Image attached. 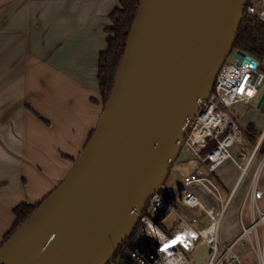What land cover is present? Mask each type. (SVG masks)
Masks as SVG:
<instances>
[{"label": "water", "instance_id": "water-1", "mask_svg": "<svg viewBox=\"0 0 264 264\" xmlns=\"http://www.w3.org/2000/svg\"><path fill=\"white\" fill-rule=\"evenodd\" d=\"M246 2L140 0L93 133L0 247V264H107L116 255L212 90ZM263 102L264 90L257 106Z\"/></svg>", "mask_w": 264, "mask_h": 264}, {"label": "crops", "instance_id": "crops-1", "mask_svg": "<svg viewBox=\"0 0 264 264\" xmlns=\"http://www.w3.org/2000/svg\"><path fill=\"white\" fill-rule=\"evenodd\" d=\"M120 4L121 0H0V242L13 225L14 208L24 201L42 202L70 171L93 133L104 106L99 56L108 45L110 13ZM249 104L233 106L239 109L248 154L264 131V114L253 113ZM250 124L255 136L248 130ZM239 146L232 147L235 156ZM263 159L259 148L240 183L239 161L229 159L215 172L229 193L236 188L239 222L241 205ZM229 167L235 170L231 175ZM258 186L264 188V163ZM258 203L264 211V197ZM247 207L250 224L249 203L243 219L246 223ZM238 227L239 223L231 234L222 232V242H231ZM252 235L260 255L246 243L243 261L264 264V223Z\"/></svg>", "mask_w": 264, "mask_h": 264}, {"label": "built area", "instance_id": "built-area-1", "mask_svg": "<svg viewBox=\"0 0 264 264\" xmlns=\"http://www.w3.org/2000/svg\"><path fill=\"white\" fill-rule=\"evenodd\" d=\"M245 11L264 21V0H247ZM262 85L264 71L260 70L256 56L246 52L242 58L236 55L233 62L226 59L212 90L189 122L182 141L189 157L174 161L131 234L107 264H193L188 253L194 251L199 239L212 251L209 264H245L241 250L246 243L260 255L259 243L252 233L264 223V211L258 203L264 197V188L258 186L264 159L253 174L241 205L242 230L229 243L222 242L221 229L236 188L224 200L215 172L225 161L235 159L232 147L239 144L237 156L242 162H238L241 169L238 183L247 174L264 140V131L248 154L249 143L233 106L241 102L249 104L255 97L259 99ZM209 146L212 147L208 149ZM176 176L178 180H174ZM246 203L251 216L248 225L243 219Z\"/></svg>", "mask_w": 264, "mask_h": 264}, {"label": "trees", "instance_id": "trees-1", "mask_svg": "<svg viewBox=\"0 0 264 264\" xmlns=\"http://www.w3.org/2000/svg\"><path fill=\"white\" fill-rule=\"evenodd\" d=\"M139 6L140 0H121L120 6L110 13L111 26L107 29L109 32L108 45L100 53L98 70L99 87L104 104L113 87L116 70L124 53L127 37ZM233 48L242 49L256 56L263 62L264 68V21L245 11ZM248 130L252 136H255L253 124L248 126ZM211 147L209 146L208 149ZM260 148L264 151V141ZM40 204L41 202L32 204L24 201L14 208L15 220L0 242V247L9 239L17 227L36 211Z\"/></svg>", "mask_w": 264, "mask_h": 264}, {"label": "rangeland", "instance_id": "rangeland-1", "mask_svg": "<svg viewBox=\"0 0 264 264\" xmlns=\"http://www.w3.org/2000/svg\"><path fill=\"white\" fill-rule=\"evenodd\" d=\"M236 51L237 50H235L234 48L231 50V52L227 56V62H233L235 60ZM260 70L264 71L263 62L261 60H260ZM263 87H264V85L260 86L261 92H263V90H264ZM257 99H258V97L253 98L251 104H249L250 106H252L254 108L252 112L257 113V114H260V113L264 114V102L261 105V107H258L257 102H256ZM241 104L247 105L244 102H241ZM233 111H234L235 115L237 116V112L239 113V109H237V107H236V109L234 108ZM189 155L190 154L184 150V144L182 143L175 159L176 160H185L189 157ZM232 160L242 162V160L238 156H235V159H232ZM229 168H230L229 174L231 175L234 173L235 170L232 167H229ZM216 172H218V170H216ZM177 176H179V175H177ZM177 176L174 178V180H178ZM220 189H221L222 198L224 200H226L228 195H229V191H227V189H225L221 185H220ZM238 203H239V201L236 198L233 199V201L231 202L230 207H229L228 211L226 212L225 219H224L222 229H221V233L223 232L224 235L226 233L231 234V232L236 229V224L238 226V223H239V227H238L239 232L237 234H235L234 238L237 237L242 230V227L240 226V222L238 219ZM196 211L199 212L200 210L196 209ZM247 211H248V207L246 210V223L248 224V222H247L248 221ZM246 247H249V246H246ZM211 253H212V251H211L209 245L204 240L199 239L196 242V247H195L194 251H192L191 253H188V257L193 264H209V259L211 257Z\"/></svg>", "mask_w": 264, "mask_h": 264}]
</instances>
